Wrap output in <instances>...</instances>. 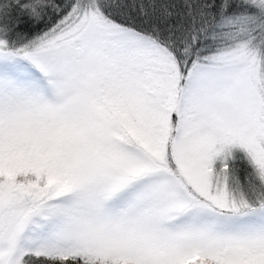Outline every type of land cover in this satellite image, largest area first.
I'll use <instances>...</instances> for the list:
<instances>
[{"label": "snow or ice", "instance_id": "obj_1", "mask_svg": "<svg viewBox=\"0 0 264 264\" xmlns=\"http://www.w3.org/2000/svg\"><path fill=\"white\" fill-rule=\"evenodd\" d=\"M0 264H264V0H0Z\"/></svg>", "mask_w": 264, "mask_h": 264}]
</instances>
